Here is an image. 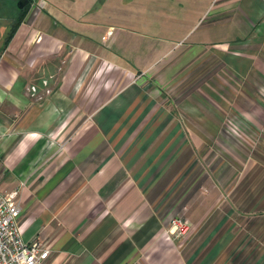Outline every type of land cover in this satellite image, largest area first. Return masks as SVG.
I'll list each match as a JSON object with an SVG mask.
<instances>
[{"label":"crops","instance_id":"1","mask_svg":"<svg viewBox=\"0 0 264 264\" xmlns=\"http://www.w3.org/2000/svg\"><path fill=\"white\" fill-rule=\"evenodd\" d=\"M31 1L0 49V190L44 264H264V0H172L179 40L168 0Z\"/></svg>","mask_w":264,"mask_h":264},{"label":"built area","instance_id":"2","mask_svg":"<svg viewBox=\"0 0 264 264\" xmlns=\"http://www.w3.org/2000/svg\"><path fill=\"white\" fill-rule=\"evenodd\" d=\"M21 212V188L0 190V264H44L52 250L41 239H24L18 223ZM188 230L189 222L182 216L170 219L171 234L181 236Z\"/></svg>","mask_w":264,"mask_h":264},{"label":"rangeland","instance_id":"3","mask_svg":"<svg viewBox=\"0 0 264 264\" xmlns=\"http://www.w3.org/2000/svg\"><path fill=\"white\" fill-rule=\"evenodd\" d=\"M168 1L170 4H172L173 8H171V7L167 8L166 9L167 13H161V14L157 13L156 21L162 22L164 18H166V20H168L170 17V22H171L170 24L173 25L170 34L172 35L173 39L179 40L181 38H178V37H182L181 35L185 31V28L183 26H178V22L180 21V19H182L183 17H185L187 15L186 7L181 8L179 6L180 4L178 2L172 3V0H168ZM17 2H18V0H0V49L3 46V43L5 42L7 34L11 30L13 24L15 23V21L17 20L19 14H20L19 13L20 9L17 6ZM179 2H181V1L179 0ZM169 3H167V0H158L157 7L165 6V5L170 6ZM199 7H200L199 5H196L193 8V10L191 11V13H189L191 15V18H189V21H192V15H195V16L198 15ZM157 10H159V9H157ZM145 15H147V14H141L142 17ZM204 19L205 18H203V20ZM202 22L203 21H201L200 24ZM204 22H205V24L207 23V21H204ZM200 24L196 27V29L200 26ZM201 28H202V26L198 30H201ZM157 31H158V34H162V35H164L166 32V30H163L162 28H158ZM225 31L226 30H222V32H225ZM230 32L233 33V30L232 31L227 30V33H230ZM234 48L239 49V48H241V45L237 44L234 46ZM220 153H222V152L220 151ZM228 158L229 157L227 156V159ZM253 158H255L257 160L262 159L260 156H253ZM225 159H226L225 155H222V154L218 155L216 157V165ZM241 160L243 161L244 157L236 158L237 163H235V159L231 157V161H233L232 164H235V165L237 164L236 166L239 169V171L236 173V178L234 179V182H236V190H234V191L237 193V196H238V192H242L240 194V196L244 195L243 188L240 189V186H243V180H244V172H243V169L241 168L243 166V162ZM259 176H260V174H258V176H257L258 179H259Z\"/></svg>","mask_w":264,"mask_h":264},{"label":"trees","instance_id":"4","mask_svg":"<svg viewBox=\"0 0 264 264\" xmlns=\"http://www.w3.org/2000/svg\"><path fill=\"white\" fill-rule=\"evenodd\" d=\"M29 5L26 8H24V9H20V12H19L20 14H19L17 20L15 21V23L13 24V26H12L9 34H11L14 31V29L16 28V26L22 21V19H23L24 15H25V13H26L27 8L29 7Z\"/></svg>","mask_w":264,"mask_h":264},{"label":"water","instance_id":"5","mask_svg":"<svg viewBox=\"0 0 264 264\" xmlns=\"http://www.w3.org/2000/svg\"><path fill=\"white\" fill-rule=\"evenodd\" d=\"M31 0H18L17 6L19 9H24L26 8L29 4H31Z\"/></svg>","mask_w":264,"mask_h":264}]
</instances>
